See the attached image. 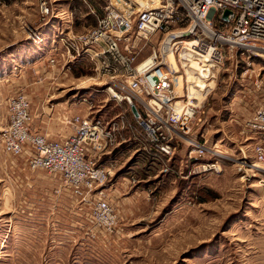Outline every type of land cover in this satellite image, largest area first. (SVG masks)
Masks as SVG:
<instances>
[{"label": "rangeland", "instance_id": "374dc122", "mask_svg": "<svg viewBox=\"0 0 264 264\" xmlns=\"http://www.w3.org/2000/svg\"><path fill=\"white\" fill-rule=\"evenodd\" d=\"M38 2L0 0V135L7 125L6 101L20 91L30 100L34 125L50 140L71 129L65 117L84 116L88 105L92 115L106 120L123 116L130 128L121 132L126 142L115 150L117 171L84 198L60 188L55 175L32 171L24 158H9L0 142V264H264V166L256 164L254 135L245 129L264 105V62L249 60L248 66L239 52L227 53L199 92L193 70L175 55L182 81L172 78L174 95L196 100L188 142L205 151L198 155L178 139L167 161L154 156L127 105L104 92L106 78L96 74L95 65L59 57L54 64L43 62L42 52L63 49V41L53 42L52 35L54 45L41 47L29 40L57 25L53 19L40 22ZM49 2H71L62 11L71 12L75 35L93 28L102 15L103 4L94 0ZM90 3L95 8H87ZM161 38L138 45L139 61ZM100 191L114 208L112 233H104L95 215Z\"/></svg>", "mask_w": 264, "mask_h": 264}, {"label": "built area", "instance_id": "2783aa9c", "mask_svg": "<svg viewBox=\"0 0 264 264\" xmlns=\"http://www.w3.org/2000/svg\"><path fill=\"white\" fill-rule=\"evenodd\" d=\"M94 1L103 4L101 17L93 28L75 35L70 11L57 10L53 2L39 0L40 22L55 20L59 25L55 38L63 41V49L52 46V54L44 62L54 64L59 57L95 65L96 74L106 78L104 92L115 103L127 105L136 126L153 146L154 156L167 161L177 150L178 139L188 142L197 108L194 98L178 99L174 95V73L168 56L176 59L177 54L180 65L193 70V84L201 91L208 88L205 83L227 53L239 52L248 66L249 60L264 62V0ZM161 34L157 47L139 61L138 45ZM36 36L33 33L29 39ZM192 63L197 68H191ZM82 101L87 103L86 99ZM87 110L84 116L65 117L71 127L69 136L50 140L32 129L30 100L24 92H17L6 101L7 125L0 135L3 152L9 158H24L32 171L55 175L60 188L75 198L90 195L113 175L101 158L114 154L126 142L120 134L130 125L121 115L116 116L117 121L106 120L92 115V106ZM245 129L254 135L256 164L264 166V105ZM188 145L203 155L205 148L194 140ZM94 210L104 233H112L114 208L103 191L97 194Z\"/></svg>", "mask_w": 264, "mask_h": 264}, {"label": "crops", "instance_id": "0c3cea01", "mask_svg": "<svg viewBox=\"0 0 264 264\" xmlns=\"http://www.w3.org/2000/svg\"><path fill=\"white\" fill-rule=\"evenodd\" d=\"M59 1H61V2H64V0H59ZM91 4V3H90ZM87 5V8H95V5L94 4H91V5ZM53 6H54V8L55 9H57V10H65V9H70L71 8V2H66V3H64V4H60V3H54L53 2ZM89 13H87V14H85V16H87ZM54 25V24H53ZM56 26V27H55ZM58 27H59V25L57 26V25H54V27H50V29L49 30H47V32H42V33H40L39 35H41L42 37H43V39H44V43H43V45L41 46V47H44L46 44H47V42H48V44H49V42H50V45L52 46L53 45V42H54V40H55V37L53 38V42L51 41V40H48V38H50L52 35H56V30L58 29ZM49 31V32H48ZM52 34V35H51ZM29 44V43H28ZM29 45H31L34 49H36L37 48V51H39V52H42V50L40 49V47H36V46H34L32 43H30ZM52 47H47V50L46 51H50V50H52L51 49ZM52 52V51H51ZM50 54H52V53H43L42 52V59H43V62L50 56ZM0 82H1V78H0ZM29 99V98H28ZM106 103V102H105ZM124 108H125V106H124ZM124 108H119L120 110H123ZM124 111H125V109H124ZM33 120H34V118H33ZM34 121H32V124H31V127H32V129L34 130V131H36V132H38V133H43L44 134V129L43 128H39V127H37V126H35L34 125V123H33ZM66 132L68 133V134H66ZM70 132H71V129H68V128H64V129H62V130H59L58 131V134L56 133V136H59L60 135V137L61 138H64L65 136H68L69 134H70ZM45 134H47V135H50V133H45ZM52 135H55V134H52ZM55 138V137H54ZM115 153H118L117 151H115L114 152V154H113V156H106V159H105V164L107 165V167L108 168H110L111 170H113L112 172H114V171H117V169H118V167H116L115 168V164H117L116 162H117V157H118V155L117 154H115ZM123 156V155H122ZM114 160V161H113ZM114 164V165H113Z\"/></svg>", "mask_w": 264, "mask_h": 264}, {"label": "bare ground", "instance_id": "6f19581e", "mask_svg": "<svg viewBox=\"0 0 264 264\" xmlns=\"http://www.w3.org/2000/svg\"><path fill=\"white\" fill-rule=\"evenodd\" d=\"M49 32V31H48ZM52 35V34H51ZM38 36V35H37ZM33 37V38H31V39H29V40H34L33 42L36 44V46H39V45H42L43 43H44V39H43V37L42 36H39V37ZM184 45H187V43H185ZM167 61H168V63H169V65L172 67V71H173V73H174V77H175V79L177 80L178 78L181 80V76H180V74H179V70H178V68H177V65H176V59L173 57V56H171V55H169L168 56V59H167ZM197 68L196 67V65L194 64V63H192V65H191V68ZM182 81V80H181ZM179 85V84H178ZM199 87H202L201 85H199ZM176 89H177V87H176ZM181 91H182V88H181ZM180 91V92H181ZM199 92H201V89L199 90ZM199 93H197V95H198ZM176 95L177 96H181L182 95V92H181V94H178V92L176 91ZM198 97V96H197ZM251 167H253V168H259V166L258 165H252Z\"/></svg>", "mask_w": 264, "mask_h": 264}, {"label": "water", "instance_id": "95a60500", "mask_svg": "<svg viewBox=\"0 0 264 264\" xmlns=\"http://www.w3.org/2000/svg\"><path fill=\"white\" fill-rule=\"evenodd\" d=\"M227 13H228V12H225V14H224V19L226 18ZM131 111H132V113H133L134 115H136V110H135L134 107L131 108Z\"/></svg>", "mask_w": 264, "mask_h": 264}, {"label": "trees", "instance_id": "16d2710c", "mask_svg": "<svg viewBox=\"0 0 264 264\" xmlns=\"http://www.w3.org/2000/svg\"><path fill=\"white\" fill-rule=\"evenodd\" d=\"M197 201H199V202H201V201H204V199L203 198H199V197H197V199H196Z\"/></svg>", "mask_w": 264, "mask_h": 264}]
</instances>
